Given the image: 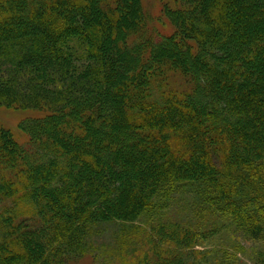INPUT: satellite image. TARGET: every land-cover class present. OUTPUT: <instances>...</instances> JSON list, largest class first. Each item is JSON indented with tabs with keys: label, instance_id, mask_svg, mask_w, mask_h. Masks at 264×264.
Instances as JSON below:
<instances>
[{
	"label": "trees",
	"instance_id": "obj_1",
	"mask_svg": "<svg viewBox=\"0 0 264 264\" xmlns=\"http://www.w3.org/2000/svg\"><path fill=\"white\" fill-rule=\"evenodd\" d=\"M162 11L171 35L142 0H0V105L42 113L27 144L0 125V264L79 259L181 192L214 226L151 223L137 264H234L195 249L225 229L264 263V0Z\"/></svg>",
	"mask_w": 264,
	"mask_h": 264
},
{
	"label": "rangeland",
	"instance_id": "obj_2",
	"mask_svg": "<svg viewBox=\"0 0 264 264\" xmlns=\"http://www.w3.org/2000/svg\"><path fill=\"white\" fill-rule=\"evenodd\" d=\"M165 0H142L143 9L150 20V29L155 35H171L175 28L163 14L162 6ZM148 20V21H149ZM42 113L33 110H16L0 105V125L9 128L15 139L20 144H27L28 136L20 128V123L27 119L41 116ZM191 195L181 192L174 195L173 199L166 201L163 209H149L147 213L136 222L120 223L109 222L102 224L99 232H94L89 237V251L79 259H72L65 264H137L136 260L142 255H153V245L150 236L153 233L152 224L173 222L196 230L204 231L213 227L210 209L192 205L186 198ZM22 210L32 209L29 204H22ZM204 209V210H203ZM3 210V207L0 208ZM220 217V216H219ZM210 220V221H209ZM223 221L227 222L222 218ZM220 222L221 219H218ZM231 231V230H228ZM219 233L207 239L195 249L203 251L214 250L219 253L218 258L230 259L231 253H236L234 264H256L259 242L245 239L240 233ZM155 236V235H154ZM236 242V243H234ZM235 246H239L236 250ZM237 252H234V251ZM215 259V258H214ZM264 264V263H260Z\"/></svg>",
	"mask_w": 264,
	"mask_h": 264
}]
</instances>
